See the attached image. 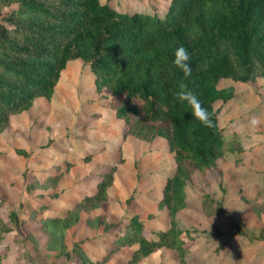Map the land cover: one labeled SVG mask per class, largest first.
I'll return each mask as SVG.
<instances>
[{
	"label": "trees",
	"instance_id": "trees-1",
	"mask_svg": "<svg viewBox=\"0 0 264 264\" xmlns=\"http://www.w3.org/2000/svg\"><path fill=\"white\" fill-rule=\"evenodd\" d=\"M167 2L160 13L155 8L121 10L101 0H0V133L11 113L27 109L36 97L49 99L67 63L80 58L88 63L96 89L110 90L115 115L123 119V135L150 142L163 137L173 153L174 170L159 200L167 208L168 227L153 238L137 215L123 223L94 214L87 224L102 226L105 233L116 230L117 238L99 258L89 257L75 242L72 250L81 264L103 263L115 247L135 243L123 264H136L161 247L176 250L182 259L189 230L178 227L177 213L187 206V185L196 173L206 174L217 167L218 158L237 149L224 139L214 108L236 95L235 86L220 82L245 83L264 76V0ZM179 46L188 50L191 76L185 77L173 62ZM181 91L197 96L211 127L177 97ZM111 169L99 173L96 191L82 196L65 214L41 220L46 248L70 257L65 232L80 221L82 211L108 201ZM58 178L34 179L29 189L55 187ZM10 219L19 222L15 212ZM0 221L3 231L12 230Z\"/></svg>",
	"mask_w": 264,
	"mask_h": 264
},
{
	"label": "rangeland",
	"instance_id": "rangeland-1",
	"mask_svg": "<svg viewBox=\"0 0 264 264\" xmlns=\"http://www.w3.org/2000/svg\"><path fill=\"white\" fill-rule=\"evenodd\" d=\"M121 10L160 13L167 0H101ZM1 17V15H0ZM233 84L236 95L214 108L224 139L235 151L217 159V167L196 173L187 185V206L177 213V225L189 230L183 257L176 250L156 248L136 264H264V76ZM111 92L97 90L94 75L82 59L62 70L52 96L36 97L27 109L11 113L0 133V264H81L72 250L79 242L91 258H99L117 238L87 224L105 213L128 222L135 215L144 232L157 238L169 225L167 208L159 204L162 186L173 173L174 157L165 138L142 141L123 135L124 123L110 105ZM113 108V109H112ZM256 117L255 126L250 120ZM113 169L109 199L65 232L70 257L46 248L41 220L63 215L79 198L95 190L98 174ZM58 174L55 187L29 189L34 179ZM18 216V224L10 213ZM123 227V226H122ZM120 228L124 231V228ZM135 244H120L100 264H123Z\"/></svg>",
	"mask_w": 264,
	"mask_h": 264
},
{
	"label": "clouds",
	"instance_id": "clouds-1",
	"mask_svg": "<svg viewBox=\"0 0 264 264\" xmlns=\"http://www.w3.org/2000/svg\"><path fill=\"white\" fill-rule=\"evenodd\" d=\"M189 53L188 50L183 47L179 46L174 50V64L176 67L181 69L185 75V77L191 76L192 70L191 67L188 64L189 61ZM183 87V86H182ZM177 97L182 100L186 101L189 106L193 110V115L195 116L196 119L201 121L205 126L211 127L212 126V121L209 116V113L207 109H205L197 96L191 92V91H181L177 93ZM259 123L258 119L256 117H253L250 120V124L255 126Z\"/></svg>",
	"mask_w": 264,
	"mask_h": 264
},
{
	"label": "crops",
	"instance_id": "crops-1",
	"mask_svg": "<svg viewBox=\"0 0 264 264\" xmlns=\"http://www.w3.org/2000/svg\"><path fill=\"white\" fill-rule=\"evenodd\" d=\"M110 105H111V102H110ZM112 107V106H111ZM113 109V108H112ZM118 118V117H117ZM119 120H121V121H123V119H121V118H118ZM157 138H163V137H157ZM156 138V139H157ZM139 139V138H138ZM140 140H142V139H140ZM142 141H145V140H142ZM96 189H97V187H96ZM96 189L95 190H90V191H88L87 193H91V192H94V191H96ZM80 199V198H79ZM71 207V206H70Z\"/></svg>",
	"mask_w": 264,
	"mask_h": 264
}]
</instances>
